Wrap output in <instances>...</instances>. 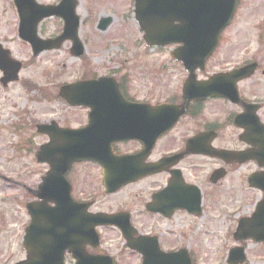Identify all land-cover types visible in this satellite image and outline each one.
<instances>
[{"label":"flooded vegetation","instance_id":"af4514ba","mask_svg":"<svg viewBox=\"0 0 264 264\" xmlns=\"http://www.w3.org/2000/svg\"><path fill=\"white\" fill-rule=\"evenodd\" d=\"M252 2L238 1L219 46L203 63H197L189 88L200 91L199 99L187 101L184 86L191 79L190 73L172 53L148 57L155 60L145 64V58L138 59L132 70L120 64L119 70L107 74L120 83L121 98L114 100L118 108L113 110L122 113L127 130L125 140L111 142L113 153L143 160L156 170L122 187L120 191L147 182L144 191H130V205L112 211L98 206L120 192L107 193L102 167L79 162L71 166L66 178L74 201L87 204L90 214H123L122 223L129 219L133 242L152 237L163 251H179L187 246L181 244L182 224L177 227L175 223L220 212L231 216L234 207L237 213L251 216L264 200V3ZM96 76L88 74L90 79ZM162 108L167 112L161 114L158 110ZM78 109L81 113L75 114L82 116L75 117V125L66 123L63 127L87 126L91 109ZM183 109L171 126L176 111ZM102 112L108 115L109 109ZM189 141L192 149H188ZM31 176L26 169L13 180L16 190L22 188L29 194L25 207L34 199L31 191L37 186L32 187ZM26 214L30 219L27 207ZM26 226L21 234L22 260L28 259V249L22 245ZM109 229L119 231L123 238V231L116 226L97 227L101 247L86 243V251L107 253L102 231ZM78 242H83L82 233ZM247 243L264 251V244ZM131 252L136 260V252ZM64 256L65 264L76 263L72 253ZM251 256L263 257L248 253Z\"/></svg>","mask_w":264,"mask_h":264},{"label":"rangeland","instance_id":"374dc122","mask_svg":"<svg viewBox=\"0 0 264 264\" xmlns=\"http://www.w3.org/2000/svg\"><path fill=\"white\" fill-rule=\"evenodd\" d=\"M13 0H0V43L8 48L12 56L29 62L32 57L30 46L18 36L17 26L19 20L14 9L10 8ZM41 3H49L58 0H39ZM77 14L81 17L80 38L86 47L85 57L77 58L71 55L70 45H63L61 49L44 52L39 58L34 59L29 66L20 72V80L4 87L0 83V171L13 172L24 169L25 165L36 166L37 161L33 156L20 153L15 144L22 141L23 137L35 138L36 144H42L46 137L37 134L34 123L57 119L63 124L75 125V117L82 116L65 103L58 95L63 82H74L83 78L88 71L100 74L116 70L123 64L126 69L132 70L138 59L145 58L143 63L153 61L148 57L168 54L169 50L146 48L143 36L135 19L134 0H77ZM256 3H264V0H252ZM112 18V22L104 32L100 31L97 23L103 18ZM54 19H49L41 29L46 30V37L59 33L60 26ZM148 58V59H147ZM88 63L89 68L87 70ZM0 71V77H1ZM31 83L35 86L29 87ZM54 96L53 100L49 97ZM58 96V97H57ZM78 118V119H79ZM77 120V119H76ZM24 124L29 130H23L22 134L16 132V125ZM22 126V125H21ZM46 166H36L35 171L45 172ZM96 171V169H95ZM32 180L39 181L40 174ZM33 177V176H32ZM31 177V178H32ZM147 182L125 188L111 195L108 200L98 204L100 209L116 210L130 201V191H144ZM99 185V189H100ZM0 212L7 215L4 221H0V264H14L22 259V247L20 239L23 224L26 217L21 208L16 204L15 191L3 188L0 190ZM128 198V199H127ZM130 205V203L128 204ZM232 205H236L232 201ZM243 215V214H242ZM181 229L182 243L196 252V264H229L228 255L230 248L238 245L232 232L236 229V222L227 225V219L223 213L206 215L199 220L190 218L183 222L175 223ZM103 247L108 253L119 259L118 264H137L132 253L124 251L125 242L119 231L104 230ZM169 237V236H168ZM122 250V252H121ZM253 254H261L264 251H255ZM129 253V255L126 254ZM6 256L12 258L11 261ZM227 258V257H226ZM251 264H264L258 258L251 256Z\"/></svg>","mask_w":264,"mask_h":264},{"label":"water","instance_id":"95a60500","mask_svg":"<svg viewBox=\"0 0 264 264\" xmlns=\"http://www.w3.org/2000/svg\"><path fill=\"white\" fill-rule=\"evenodd\" d=\"M192 4L191 7L193 8L196 6L195 12L198 14V19L201 21H206L205 23H200V27H204L210 31H205L207 36L202 39V41H195L194 33H193V25L192 23H183V25L175 26L176 22L181 20H186L182 17L181 13H185L187 20H192L191 12L192 9L185 11H178V7L181 5L180 1L178 0H135L136 9L135 14L138 20L139 25L141 26L142 31L145 33V40L148 44H155L157 46L164 45L169 43L171 40L180 41L181 39L184 40V44L180 49L176 50L174 53L176 54H185L184 62L186 64H190L196 61L195 53L201 52L203 57L209 55V53L213 50V48L217 44V39L219 32L223 29V27L229 22L232 13L233 7L235 5L236 0H191ZM190 7V4L188 5ZM31 8L34 9L36 14L32 16V20L34 24L29 25L28 22L30 21L29 14L26 15V7L19 6L21 10V17L23 20L21 26V36L26 41H30L33 45L34 51L36 54H39L43 50L51 49L54 47H59V43L64 40L65 37L61 36L59 38V42L52 41V40H42L37 37V30L36 26L39 23L41 16H46L53 11L50 9L54 7H44L42 5H37L35 0L33 1V5ZM74 8V7H73ZM72 8V9H73ZM32 9V10H33ZM41 15V13H43ZM46 14V15H45ZM41 15V16H40ZM100 27L102 29L106 28V22L103 21ZM79 24V19H75L74 24H72L68 31H72L71 39L75 40L77 46L79 48V41L76 39V33ZM185 24V25H184ZM194 26H198L197 22ZM186 27V28H185ZM185 28V30H181ZM30 30V34L28 37L26 36L23 31ZM80 49V48H79ZM83 54V49L79 50V55ZM21 63L16 62L14 63L11 59L8 58V53L2 51L0 45V68L3 69L4 74L6 77L3 78V84H7L9 81H15L19 79V70L21 69ZM193 68V67H192ZM191 68V69H192ZM105 82V79H100L95 82H82V83H74V85H65L61 90V95L66 98L69 104H82L86 105L89 104L91 97L96 96L97 94H107L112 92L111 87L108 85L106 86H96L98 83ZM107 83V82H106ZM104 83V84H106ZM88 85H93V87H87ZM76 89V90H75ZM194 93H198V91H194ZM40 132H44L46 130V126H39ZM89 130H62L59 133H56L53 136L52 142L45 145L41 152L37 154L38 159L41 162L50 161L52 165V171L49 173L48 179L52 177H56L55 181L51 184V187H44L43 192L44 196L47 194L53 193L54 199L56 202H60V199H64V201L68 200L69 193L62 188L60 177L63 176L67 168L70 166L71 163L76 162L77 160H88L93 159L97 160V152L99 149H95L89 146L88 143L91 142L89 135ZM123 169V167H122ZM44 185L46 184V179H44ZM129 179L122 181V183H126ZM122 183H119L114 187L112 190H116L119 188ZM59 197V198H58ZM61 203V202H60ZM64 203V202H63ZM59 216V214H58ZM101 218L106 219L105 215H101ZM264 222V214L261 210H258L257 213L254 215L253 219L250 220V223L253 222ZM245 220H242L240 223V228L235 234V237L241 239L242 241L247 236H251L254 238L252 233L245 234L247 232V228L243 225ZM66 225V223H65ZM251 225V224H249ZM59 226V225H58ZM252 226V225H251ZM33 228V227H32ZM93 228V223L90 226L86 227V232H91ZM80 251H83L82 249ZM243 252V249H241ZM95 261L98 259L93 258ZM245 258H242L239 262H243ZM91 260L90 258L82 257L81 262L83 261L84 264H88L87 262ZM82 263V264H83ZM237 262H234L236 264ZM17 264H34L31 261L28 263H17ZM89 264H101L98 262H93ZM103 264H112L111 259L107 258L104 260Z\"/></svg>","mask_w":264,"mask_h":264}]
</instances>
